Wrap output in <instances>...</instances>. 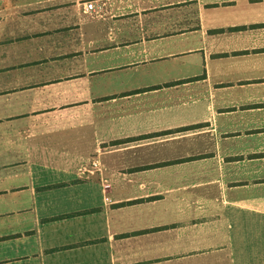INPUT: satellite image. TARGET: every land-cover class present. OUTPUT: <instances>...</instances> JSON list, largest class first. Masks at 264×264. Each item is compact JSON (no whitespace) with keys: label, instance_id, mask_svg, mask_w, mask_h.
<instances>
[{"label":"crops","instance_id":"1","mask_svg":"<svg viewBox=\"0 0 264 264\" xmlns=\"http://www.w3.org/2000/svg\"><path fill=\"white\" fill-rule=\"evenodd\" d=\"M0 264H264V0H0Z\"/></svg>","mask_w":264,"mask_h":264},{"label":"built area","instance_id":"2","mask_svg":"<svg viewBox=\"0 0 264 264\" xmlns=\"http://www.w3.org/2000/svg\"><path fill=\"white\" fill-rule=\"evenodd\" d=\"M93 6L91 4H88L86 7V10H92ZM93 166H96V163H93Z\"/></svg>","mask_w":264,"mask_h":264}]
</instances>
